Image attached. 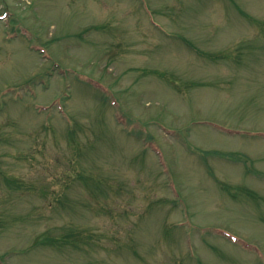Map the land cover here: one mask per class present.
Listing matches in <instances>:
<instances>
[{
	"label": "rangeland",
	"instance_id": "374dc122",
	"mask_svg": "<svg viewBox=\"0 0 264 264\" xmlns=\"http://www.w3.org/2000/svg\"><path fill=\"white\" fill-rule=\"evenodd\" d=\"M0 264H264V0H0Z\"/></svg>",
	"mask_w": 264,
	"mask_h": 264
}]
</instances>
